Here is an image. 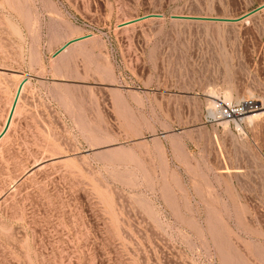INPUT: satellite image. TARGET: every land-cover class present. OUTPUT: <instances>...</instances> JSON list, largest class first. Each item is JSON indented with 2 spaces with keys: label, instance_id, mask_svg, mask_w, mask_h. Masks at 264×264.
I'll list each match as a JSON object with an SVG mask.
<instances>
[{
  "label": "rangeland",
  "instance_id": "rangeland-1",
  "mask_svg": "<svg viewBox=\"0 0 264 264\" xmlns=\"http://www.w3.org/2000/svg\"><path fill=\"white\" fill-rule=\"evenodd\" d=\"M262 4L0 0V264H264Z\"/></svg>",
  "mask_w": 264,
  "mask_h": 264
},
{
  "label": "crops",
  "instance_id": "crops-1",
  "mask_svg": "<svg viewBox=\"0 0 264 264\" xmlns=\"http://www.w3.org/2000/svg\"><path fill=\"white\" fill-rule=\"evenodd\" d=\"M129 23V22H128ZM84 34V33H83ZM83 34H79V35H76L75 37H78V36H82ZM91 37V36H90ZM87 38H89V37H86V38H83V39H81V40H84V39H87ZM81 40H79V41H81ZM79 41H76V42H73L72 44H74V43H77V42H79ZM71 46V44L68 46V47H66L64 50H62L61 52H59L58 54H55V52H52L51 53V58L52 59H56L59 55H61L63 52H66V51H68V50H70V47ZM13 72H15V74L16 75H20V79H19V82L17 83V85L18 84H20L21 82H23V81H25L24 82V85H22V86H25V89L23 90V92H22V94L21 93H19V95H21V97L20 96H18V100L16 101V106H17V115L18 116H16L15 117V121H19V122H21L22 121V119H23V111L26 109L25 107H26V105H28V102H29V96H28V93L30 92V91H33V90H35L36 89V87H37V84L39 83V82H42V81H44V79H48V78H46V77H44V76H42V75H40V74H37V73H34V72H31V71H26V70H18V69H14V70H12ZM59 80H62V79H59ZM62 81H64V80H62ZM74 81V80H73ZM16 88H17V86H16ZM15 88V91H14V97H15V94H16V92H17V89ZM15 99V98H14ZM40 100L42 101V98L40 97ZM13 102H14V100H13ZM19 102V103H18ZM46 106H47V102H46ZM14 119V118H13ZM13 123V122H12ZM12 125V124H11ZM11 128V126L9 127V133L11 134L12 133V130L13 129H10ZM7 132V131H6ZM6 134V133H5ZM4 134V135H5ZM4 135L2 136V137H4ZM2 139V138H1ZM0 139V140H1ZM55 159H57V157H54V158H48V159H45V160H42V161H40V162H37L36 164H34L33 166H31L30 167V170L32 169V168H34L35 166H37V165H39V164H42V163H45V162H47V161H51V160H55Z\"/></svg>",
  "mask_w": 264,
  "mask_h": 264
},
{
  "label": "water",
  "instance_id": "water-1",
  "mask_svg": "<svg viewBox=\"0 0 264 264\" xmlns=\"http://www.w3.org/2000/svg\"><path fill=\"white\" fill-rule=\"evenodd\" d=\"M264 7V4L256 7L255 9H253L252 11L246 13L245 15H243L242 17L238 18V19H241V18H244L248 15H250L251 13H253L254 11H257L261 8ZM149 16H154L153 14L152 15H147V16H142V17H139V18H136L134 20H130L128 22H133V21H137L139 19H144L146 17H149ZM174 17H180V18H184V19H207V20H211V21H233V20H237V19H229V18H220V17H198V16H187V15H174ZM124 24V23H123ZM88 35H82V36H78V37H75V38H72L68 41H66L63 45H61L56 51H55V54H58L59 52H61L62 50H64L66 47H68L70 44H72L73 42H76V41H79L83 38H86ZM25 81L21 82L18 86V89H17V92H16V95H15V99H14V102H13V105L11 107V110H10V113H9V116H8V119L6 121V124L4 126V128L2 129V131L0 132V139L2 138V136L6 133L7 129H8V126H9V122H10V119H11V116H12V113H13V110H14V107L16 105V101L18 99V95L21 91V88H22V85L24 84ZM41 165V164H39ZM39 165L35 166L34 168H37ZM34 168H32L31 170H33Z\"/></svg>",
  "mask_w": 264,
  "mask_h": 264
},
{
  "label": "bare ground",
  "instance_id": "bare-ground-1",
  "mask_svg": "<svg viewBox=\"0 0 264 264\" xmlns=\"http://www.w3.org/2000/svg\"><path fill=\"white\" fill-rule=\"evenodd\" d=\"M128 22H126L125 24H127ZM24 85V84H23ZM18 86H19V84L17 85V88L16 89H18ZM24 88H25V86H22V88H21V91L23 92V90H24ZM20 91V93L22 94V92ZM16 95V94H15ZM18 96H20L21 97V95H18ZM14 96H13V98H12V101H11V103H10V107H9V109H8V113H7V116H6V119H5V122H4V126H5V124H6V121H7V119H8V116H9V113H10V110H11V107H12V105H13V100H14ZM18 100V99H17ZM19 103V102H18ZM18 111H17V106L15 105V107H14V110H13V113H12V116H11V119H10V122H9V126H8V128L10 127V125H11V123H12V120H13V118H14V116H15V114L17 113ZM248 112H251V111H246V112H244V113H240V112H238V111H234L233 112V114H232V116H234V118L235 117H240L241 118V114H247ZM253 112V111H252ZM210 114L212 115V116H215V112L214 111H211L210 112ZM243 116V115H242ZM255 116H258L257 114H248V115H246V116H244L245 118H247V119H251V118H254ZM219 118H221L220 116H219ZM239 119V118H238ZM242 119H243V117H242ZM222 120V119H221ZM238 121V120H237ZM252 121V120H251ZM224 123V122H223ZM4 126H3V128H4ZM2 128V129H3ZM8 130V129H7ZM2 131V130H1ZM0 131V132H1Z\"/></svg>",
  "mask_w": 264,
  "mask_h": 264
},
{
  "label": "built area",
  "instance_id": "built-area-1",
  "mask_svg": "<svg viewBox=\"0 0 264 264\" xmlns=\"http://www.w3.org/2000/svg\"><path fill=\"white\" fill-rule=\"evenodd\" d=\"M255 107H257V106H255ZM233 112L234 111H232L230 108H228V107H224V108H222V113H223V116L224 117H231L232 116V114H233Z\"/></svg>",
  "mask_w": 264,
  "mask_h": 264
}]
</instances>
